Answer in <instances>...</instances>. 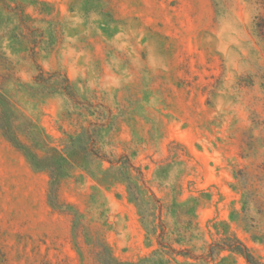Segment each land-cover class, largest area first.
Listing matches in <instances>:
<instances>
[{"label":"rangeland","instance_id":"374dc122","mask_svg":"<svg viewBox=\"0 0 264 264\" xmlns=\"http://www.w3.org/2000/svg\"><path fill=\"white\" fill-rule=\"evenodd\" d=\"M257 16L256 0H0V90L72 165L56 204L51 171L0 132V264L138 262L159 242L172 264H249L207 257L234 235L264 262Z\"/></svg>","mask_w":264,"mask_h":264},{"label":"trees","instance_id":"16d2710c","mask_svg":"<svg viewBox=\"0 0 264 264\" xmlns=\"http://www.w3.org/2000/svg\"><path fill=\"white\" fill-rule=\"evenodd\" d=\"M256 1L264 5V0ZM255 28L257 34L263 38L264 18L257 16ZM67 80L70 83V79L67 78ZM67 94L70 97H73V93L70 91H67ZM15 108L13 101L0 90V132L25 155L33 169H48L51 171L49 195L51 201L54 200L57 204L58 187L61 180L72 168V165L59 162V150L52 146L51 141L43 134L36 132L33 129V124L31 122H27L23 126L18 125L17 122L19 117L15 114ZM250 195L252 196V200H257L253 197V192H250ZM159 244L160 247L155 249L151 256L144 258L141 261L120 262L117 264H172V262L175 261L173 255L179 253L180 250L175 248L172 244L161 242H159ZM221 249L239 252L249 264H264V262L253 254L248 245L235 235L225 237L221 242L215 241L210 243L207 257L214 258Z\"/></svg>","mask_w":264,"mask_h":264}]
</instances>
